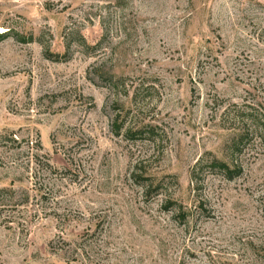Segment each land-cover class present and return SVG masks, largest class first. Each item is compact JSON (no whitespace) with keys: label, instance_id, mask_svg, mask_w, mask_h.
Here are the masks:
<instances>
[{"label":"rangeland","instance_id":"obj_1","mask_svg":"<svg viewBox=\"0 0 264 264\" xmlns=\"http://www.w3.org/2000/svg\"><path fill=\"white\" fill-rule=\"evenodd\" d=\"M5 34L0 264H264V0H0Z\"/></svg>","mask_w":264,"mask_h":264},{"label":"trees","instance_id":"obj_2","mask_svg":"<svg viewBox=\"0 0 264 264\" xmlns=\"http://www.w3.org/2000/svg\"><path fill=\"white\" fill-rule=\"evenodd\" d=\"M7 33H9V32H7ZM7 35L8 34H5V35H1L0 36V40H4L6 37H7ZM34 40L32 39V41L31 42H33ZM22 42H25V41H22ZM37 42H39V41H37ZM40 44L43 46V43L40 41ZM44 48V50H45V54H46V56L49 58V59H51V60H53L52 58L53 57H56L57 59L56 60H61V58H64V60H66L65 58L67 57V55L68 54H66L65 53V55H63V57L62 56H60V55H54V54H52L50 51H49V49L47 48V47H43ZM242 143V142H241ZM239 146H240V142H236L235 144H234V149L235 150H239ZM219 168L221 169V170H223L224 172H225V174H227V176L230 178V179H233L234 177H233V174L231 173L232 172V170H231V167H230V165H228L227 163H222V162H220V165H219Z\"/></svg>","mask_w":264,"mask_h":264}]
</instances>
